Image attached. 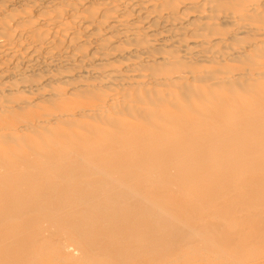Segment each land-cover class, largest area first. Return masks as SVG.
I'll use <instances>...</instances> for the list:
<instances>
[{"label": "bare ground", "instance_id": "1", "mask_svg": "<svg viewBox=\"0 0 264 264\" xmlns=\"http://www.w3.org/2000/svg\"><path fill=\"white\" fill-rule=\"evenodd\" d=\"M0 264H264V0H0Z\"/></svg>", "mask_w": 264, "mask_h": 264}]
</instances>
